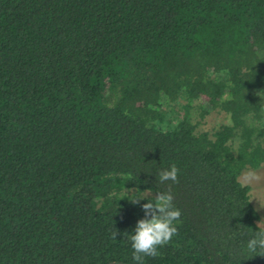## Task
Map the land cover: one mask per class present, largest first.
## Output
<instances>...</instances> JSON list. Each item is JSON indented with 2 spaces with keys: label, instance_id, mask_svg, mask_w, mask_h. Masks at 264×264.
I'll list each match as a JSON object with an SVG mask.
<instances>
[{
  "label": "trees",
  "instance_id": "obj_1",
  "mask_svg": "<svg viewBox=\"0 0 264 264\" xmlns=\"http://www.w3.org/2000/svg\"><path fill=\"white\" fill-rule=\"evenodd\" d=\"M197 101L232 124L199 131ZM263 165L264 0H0V264H137L131 190L169 187L145 264H264Z\"/></svg>",
  "mask_w": 264,
  "mask_h": 264
},
{
  "label": "clouds",
  "instance_id": "obj_2",
  "mask_svg": "<svg viewBox=\"0 0 264 264\" xmlns=\"http://www.w3.org/2000/svg\"><path fill=\"white\" fill-rule=\"evenodd\" d=\"M178 172L179 169L175 164H172L170 168L162 169L158 174L159 182L161 184L169 180L173 183L178 182ZM131 192L132 203H139L141 199L147 200V203L142 205L144 217L137 221L133 234L125 232L127 239L131 242L133 260L137 264H145V257L158 256V247L169 244L172 237L178 235L176 225L181 222V210L173 203L174 197L170 187L168 191L156 192L155 195L146 190L143 195H136V190ZM261 221H258L257 230L249 234L246 247L254 255L264 256V225ZM113 237H117V232L113 233Z\"/></svg>",
  "mask_w": 264,
  "mask_h": 264
},
{
  "label": "rangeland",
  "instance_id": "obj_3",
  "mask_svg": "<svg viewBox=\"0 0 264 264\" xmlns=\"http://www.w3.org/2000/svg\"><path fill=\"white\" fill-rule=\"evenodd\" d=\"M199 103L201 102L197 101L193 103V117L199 131L213 133L224 124H232L229 116L219 110L212 109L209 105L205 108L207 110L206 115L201 117L200 111H198ZM240 180L243 184L251 187L252 201L260 212L261 220H264V207H261L264 206V165L256 169H244ZM261 224L264 225V221H261Z\"/></svg>",
  "mask_w": 264,
  "mask_h": 264
}]
</instances>
